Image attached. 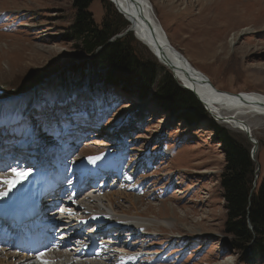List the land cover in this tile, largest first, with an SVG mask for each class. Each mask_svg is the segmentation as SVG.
I'll return each instance as SVG.
<instances>
[{
  "label": "rangeland",
  "instance_id": "1",
  "mask_svg": "<svg viewBox=\"0 0 264 264\" xmlns=\"http://www.w3.org/2000/svg\"><path fill=\"white\" fill-rule=\"evenodd\" d=\"M151 2L173 47L217 89L264 95V0H217L208 11L213 0ZM105 9L100 0L90 8L100 28ZM118 16L126 25L121 35L128 23ZM74 18L73 0H0V162L35 167L49 160L56 167L55 175L65 174L67 166V178L73 180L90 158H96L89 167L95 166L93 171L99 166L114 170L106 168L110 163L105 154H112L113 163L121 169L111 179L112 173L104 176L100 192L90 190L78 200L88 213L77 217L86 216L83 229L95 232L102 225L95 221L96 212L116 215L108 204L113 199L115 208L127 212L125 232L122 227V233L107 232L101 245L94 247L99 252L96 256L78 257L70 250L75 248L61 249L54 261L48 257L47 264H264L262 257L251 255L244 260L230 249L226 202L219 183L225 155L211 121L244 134L219 124L206 110L208 118L187 121V112L166 110L155 90L141 99L101 85H97L98 95L67 92L65 88L76 80L87 79L86 62L91 59L78 41L67 39ZM130 35L137 42L139 57L154 60L164 70L159 78L172 76ZM74 66L86 68L85 72L81 76L71 72ZM10 118H15L12 125L4 126ZM247 122L259 143L257 161L264 178V117H250ZM84 124L86 133L71 142L68 135L81 131ZM68 148L71 159L65 152ZM18 154V159H12ZM120 174H129L131 180H120ZM0 190L7 188L0 184ZM92 195L99 200L94 205L85 200ZM128 195L136 205L126 199ZM140 222L145 225L139 227ZM140 231H147L146 235L140 236ZM66 253L68 258H56ZM72 254L75 257L70 258Z\"/></svg>",
  "mask_w": 264,
  "mask_h": 264
},
{
  "label": "trees",
  "instance_id": "2",
  "mask_svg": "<svg viewBox=\"0 0 264 264\" xmlns=\"http://www.w3.org/2000/svg\"><path fill=\"white\" fill-rule=\"evenodd\" d=\"M95 1L73 0L75 18L67 39L78 41L91 59L86 62L87 79L76 80L65 88L66 91L72 95L82 90L98 95L100 89L97 85L111 86L141 99L155 90L157 101L164 104L166 110L187 112V121L201 122L204 117L208 118L197 99L180 87L171 75L159 78L164 70L154 60L139 57L134 47L137 42L132 35L112 41L126 25L107 0H100L106 8L100 28L90 12ZM117 23L120 25H115ZM86 68L74 66L71 72L81 76ZM192 110L194 114L188 112ZM211 127L225 155L219 183L226 202L225 233L229 237L230 249L242 255L244 260L251 255L264 258V178L258 174L256 179L257 165L251 156L252 145L244 135L245 138L212 121Z\"/></svg>",
  "mask_w": 264,
  "mask_h": 264
},
{
  "label": "bare ground",
  "instance_id": "3",
  "mask_svg": "<svg viewBox=\"0 0 264 264\" xmlns=\"http://www.w3.org/2000/svg\"><path fill=\"white\" fill-rule=\"evenodd\" d=\"M112 1L115 2L117 7L122 12L123 18L124 19L126 18L128 20V27H133L135 29L133 34H134V36H136V39L141 44H143L146 47V49H148L150 51V53L158 60V62L160 64H162V66L167 68L169 71L171 69L169 68L167 63L175 66V68L172 71H174V74L177 75L179 83L185 85V87L190 88L194 92V95H196L204 103V106L209 111L208 113H210V115L213 118H215V120H217L219 122V124L227 126L228 128H230L232 130H237V131L241 132L240 128L243 127V121L247 122V119H249L250 117L251 118L252 117H264V95L259 94V93H245V92L234 94V93H230V92L221 91V90L217 89L216 86H215L216 89L214 90L210 86H207L203 83V77L204 78L206 77L211 82L210 78H208L204 73H202L201 71L196 69L187 60L185 55H183L180 51H178L176 48L173 47V45L171 44V42H170V40H169V38H168L164 28H163L161 21L157 17L154 5L151 2V0H112ZM216 1L217 0H213L212 4L209 7H207L206 10L205 9H203V10L208 11V10L216 7V5H217ZM115 8H116V6H115ZM162 31H164L165 35L167 36V40H168L169 44L171 45V47H173L177 53L182 55L187 63L184 62V60H182L181 58L178 59L175 56V55H177L175 52L171 51L173 53L172 54L166 48L165 43L167 41L165 40ZM149 33H151L152 36L147 37L149 35ZM234 41H235V39H234ZM154 52L156 55H154ZM246 126H247V128H250L251 132H252V127L249 124V122H247ZM119 133L122 134L123 131L119 132ZM259 149L260 148L258 146L257 151L255 153L256 160H257V156L259 155V151H260ZM65 152L67 153V157H68L71 154L70 148L66 149ZM105 156L108 157L107 160L111 164V165L108 164V166H112L110 168L111 169L114 168V170H112V171L109 170L110 172L109 171L107 172L106 169L105 170L103 169L101 171L100 176L101 175L107 176V175L112 173V175L110 177V179H111L114 174L119 175V173L121 172V169L119 168L120 165L117 162L113 163V162H115V160H114L115 155L113 156L112 154H105ZM71 158H69V159H71ZM47 161L48 162H46V163H43V161H41L42 164L38 163V166H36V168H34L32 166H20L19 165L22 170H28L29 175H27V177L24 178L21 183L16 184L11 189H9L5 185L7 190H5V191L0 190V192H7V195L0 196V201H4V202L14 201V203H16V201L18 199H21V201H22V199L24 201H26V200H29L33 195L37 194L38 190L40 189L39 186L41 184L40 177L42 175H44L43 171H50V173H51V171L53 172V169H54L53 165L50 164L51 161H49V160H47ZM10 164L11 163H9V162L6 165L3 163H0V177L7 176L6 173L9 170H11V168H12V165H10ZM90 165H92L91 162H89L85 166V168H83L82 172L86 171V168L90 167ZM113 165L116 167H114ZM16 166H17V164L13 165V167H16ZM48 166H51L50 170H48L49 169ZM41 167H44V169H41ZM41 170H43V171H41ZM12 175L13 174L11 173L8 176L11 177ZM96 175L97 174H95L94 176H96ZM97 176H98L97 178L99 179L100 178L99 175H97ZM124 177L125 178L127 177L128 180H131V177L129 176V174H126V175L120 174V180H121V178L124 179ZM80 180H82V178ZM100 181L101 180H99V182ZM50 183L51 182H48L47 185H50ZM98 185H99V183L97 184L96 187H94L95 188L94 194L98 193L102 189H104L105 185L102 186V189L100 188L101 190L99 189ZM80 191H85L84 193L82 192V194H83L82 198L87 197L86 192H88V189H85L83 187ZM69 195H70V192H69ZM62 197L55 198L53 201H56V203H59V202L61 203L62 201L60 199H62ZM88 197H90V198H85L86 203L94 205L96 203L95 200L97 199V197L95 195L88 196ZM126 199H128L132 205H136L135 202L132 201L133 197H131L130 195L126 196ZM108 204H109L110 209L112 210V213L115 212L116 215L107 214L106 212H104V210H99L98 212H96L97 213L95 215L96 220L95 219L94 220L96 222L102 224L100 226L99 232L96 233V231H95L94 236L96 239H101L103 237L108 236L107 232L113 230V228H116V227L118 228V232H117L118 234L122 233L120 230L121 227L123 228L124 232L126 230L127 226H125L123 224V223H126V220L123 216L127 215V212H123L121 209H120L121 212H119L120 210L115 208V200H113V199H110V200L108 199ZM72 205L73 206H69V207L74 208L72 210V213L64 214V215H70L69 216L70 219H68V220H73L74 217H76L77 215L79 216L80 214H82L83 211L87 210V208L85 206H83L81 203H79L76 200L73 201ZM107 212H108V210H107ZM87 213H85V214H87ZM119 213H122V215H119ZM52 215L54 216V213H52ZM139 215H140L139 216L140 218H144L143 215H141V214H139ZM55 217H56V215H55ZM83 217H86V216H83ZM51 219H53V217ZM55 220H56V218H55ZM62 220H64V218ZM144 223L140 222V223H138V226L142 227L141 224L145 225ZM59 224H61L60 220L57 221V225H59ZM102 227H104V229H101ZM107 228H109V229H107ZM102 241L103 240H101V242ZM75 243L78 244L75 241L72 242V244H73L72 247H74V248L77 247L75 245ZM61 247H64V246H61ZM61 249L62 248H60L58 250H61ZM89 249H90V247H88V246L82 247L83 251H88ZM76 250L79 251V249H76ZM78 251H76V252H78ZM76 252H75V256H78L76 254ZM56 253H57V251L50 253L46 256H43V257H38V262H44L45 260H48V257H50V256H52L50 261H53V260H55L54 256ZM64 256L67 257L69 255L67 253L65 255L60 254L59 256H56V258L61 259ZM75 256L72 254L70 256V258L75 257ZM29 261H31V259H29ZM23 262H24V258L17 255L14 252H12L11 248H9V249L1 248L0 249V264H23Z\"/></svg>",
  "mask_w": 264,
  "mask_h": 264
},
{
  "label": "water",
  "instance_id": "4",
  "mask_svg": "<svg viewBox=\"0 0 264 264\" xmlns=\"http://www.w3.org/2000/svg\"><path fill=\"white\" fill-rule=\"evenodd\" d=\"M111 4H114L115 6H116V10H117V12H118V14L120 15V16H122L123 17V14H122V12L120 11V9L117 7V5L115 4V2H113L112 0H108ZM126 19V18H125ZM126 22L128 23V20L126 19ZM135 31V29L133 28V27H128L127 28V30H125V32H123L121 35H117V36H115L113 39H112V41H115L116 39H119V38H124V37H126V36H128V35H130V34H132L133 32ZM162 33H163V35H164V38H165V40L167 41L166 43H165V45H166V48L170 51V53H172L171 51H173V52H175L177 55H175L178 59L179 58H181L182 60H184V62H186V60L184 59V57L182 56V55H180L179 53H177L175 50H174V48L173 47H171V45L169 44V42H168V40H167V36L165 35V33H164V31H162ZM147 36V35H146ZM149 36H152V34L151 33H149V35L147 36V37H149ZM135 38H136V36H134ZM151 50V49H150ZM152 51V50H151ZM173 54V53H172ZM154 55H156L155 54V52H154ZM157 57V56H156ZM171 63V62H170ZM187 63V62H186ZM162 65V64H161ZM167 65L169 66V68L171 69L170 71H172L174 68H175V66H173V65H170V64H168L167 63ZM172 76H173V78L175 79V81H177L178 83H179V80H178V78H177V75L176 74H174V71H172ZM39 82V81H38ZM34 83H37V82H34ZM203 83L205 84V85H207V86H210L212 89H216L215 88V86L205 77H203ZM180 87H182L183 89H185L186 91H188V92H190L196 99H197V101L204 107V109L207 111V112H209L208 111V109L204 106V103L196 96V95H194V92L190 89V88H187V87H185V85H183V84H181V83H179L178 84ZM246 124H247V122H245V121H243V127L242 128H240V131L246 136V138H247V140L249 141V143L252 145V150H251V156H252V159H253V161L256 163V165H257V176H256V179H258V174H259V172L261 171V167H260V165L258 164V161L256 160V158H255V153H256V151H257V148H258V146H259V143H258V141L254 138V136H253V134H252V132H251V129L250 128H247V126H246Z\"/></svg>",
  "mask_w": 264,
  "mask_h": 264
},
{
  "label": "snow or ice",
  "instance_id": "5",
  "mask_svg": "<svg viewBox=\"0 0 264 264\" xmlns=\"http://www.w3.org/2000/svg\"><path fill=\"white\" fill-rule=\"evenodd\" d=\"M90 159L94 161L96 158H90ZM11 172L13 174L11 177L9 176L0 177V184L6 185L9 189L14 187L16 184L21 183L22 180L26 178L27 175H29V171L22 170L19 164H17L16 167H12ZM4 195H7V192H0V196H4ZM45 264H47V262H45Z\"/></svg>",
  "mask_w": 264,
  "mask_h": 264
}]
</instances>
